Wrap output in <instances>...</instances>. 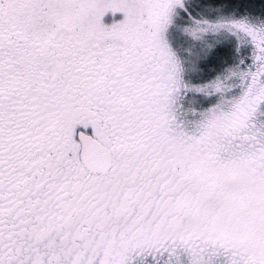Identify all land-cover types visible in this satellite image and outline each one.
Returning <instances> with one entry per match:
<instances>
[{"label": "snow or ice", "instance_id": "snow-or-ice-1", "mask_svg": "<svg viewBox=\"0 0 264 264\" xmlns=\"http://www.w3.org/2000/svg\"><path fill=\"white\" fill-rule=\"evenodd\" d=\"M0 264H264V0H0Z\"/></svg>", "mask_w": 264, "mask_h": 264}]
</instances>
